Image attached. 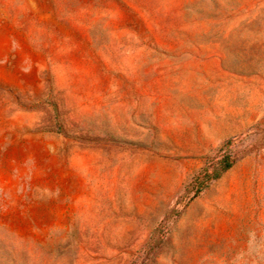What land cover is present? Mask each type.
Here are the masks:
<instances>
[{"label":"rangeland","instance_id":"rangeland-1","mask_svg":"<svg viewBox=\"0 0 264 264\" xmlns=\"http://www.w3.org/2000/svg\"><path fill=\"white\" fill-rule=\"evenodd\" d=\"M0 264H264V0H0Z\"/></svg>","mask_w":264,"mask_h":264},{"label":"trees","instance_id":"trees-1","mask_svg":"<svg viewBox=\"0 0 264 264\" xmlns=\"http://www.w3.org/2000/svg\"><path fill=\"white\" fill-rule=\"evenodd\" d=\"M230 164H231V162H226V164L224 165V167L222 168V170L223 169H226V168H228L229 166H230ZM218 174L219 173H215L214 175H212L210 178H216L217 176H218ZM208 179H209V177H208ZM205 185H201L200 187H198V189H197V192H196V194L204 187Z\"/></svg>","mask_w":264,"mask_h":264}]
</instances>
